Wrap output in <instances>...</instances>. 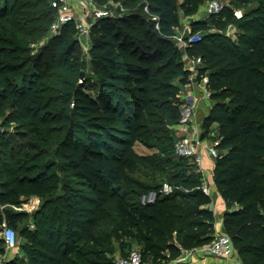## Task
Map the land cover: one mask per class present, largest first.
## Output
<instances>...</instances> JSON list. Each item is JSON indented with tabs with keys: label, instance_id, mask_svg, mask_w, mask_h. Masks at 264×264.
<instances>
[{
	"label": "trees",
	"instance_id": "obj_1",
	"mask_svg": "<svg viewBox=\"0 0 264 264\" xmlns=\"http://www.w3.org/2000/svg\"><path fill=\"white\" fill-rule=\"evenodd\" d=\"M94 1L103 6L110 0ZM113 1L126 13L101 19L91 29L92 71L100 84L92 98L78 84L85 64L72 54L78 45L70 35L72 23L48 38L39 52L28 54L52 19L50 0H0V72L19 75L16 83L0 79V100L14 94L22 117L44 124L52 136L57 121L56 131L66 133L51 162L29 166L12 154L4 161L5 170L0 169V204L12 203L17 193L41 198L31 220L24 212L0 211V226L26 221L20 230L24 260L5 264H83L88 261L85 243L121 236L144 242L142 260L147 251L157 256L167 251L175 258L181 250L173 238L199 246L214 237L209 195L194 188L199 179L172 168L181 163L169 154L174 136L167 126L178 122L181 87L191 82L174 40L178 9L188 14L192 0ZM225 17L233 16L228 12ZM237 29L235 39L204 33L184 50L188 57H201L196 80L207 77L213 101L203 123L207 128L216 123L213 180L226 203L223 227L244 257L242 264H264V0L243 14ZM70 97L71 118L56 111ZM161 138L166 140L159 152L134 150L136 142L147 145ZM54 165L70 180L59 186L51 172ZM136 171L148 182L136 180ZM163 181L193 189L141 204L140 196ZM120 183L134 184L132 197H126ZM4 249L0 237V254Z\"/></svg>",
	"mask_w": 264,
	"mask_h": 264
},
{
	"label": "rangeland",
	"instance_id": "obj_2",
	"mask_svg": "<svg viewBox=\"0 0 264 264\" xmlns=\"http://www.w3.org/2000/svg\"><path fill=\"white\" fill-rule=\"evenodd\" d=\"M183 1L185 0H178L179 3ZM209 1L210 0H192L193 10H191L188 14H186L185 11L181 8L178 9L179 25L176 28V35L174 36V40L179 48L181 58L184 61V67H186V61L184 59L185 50L182 46L181 39H187L193 34L202 35L204 33L212 32H221L235 39L236 33L238 31L237 21L242 19L243 14L247 12L251 6H254L257 3V0H253L249 3H245L244 0H218L223 6L222 11L218 14H213L208 10ZM104 7L110 10L109 18L111 19L118 17L122 13V6H120L118 2H115L113 0H110ZM228 12L232 13L233 17L231 20H228L225 17V14ZM50 15L52 16V19L47 25V31L45 32V35L40 39V41L31 43L29 45L28 54H36L40 51L41 47L48 40V38L53 35H57L51 30V25L57 18V11L53 10ZM194 22H199L200 24L203 23L205 24V27H196L194 25ZM1 23H3V19H0V24ZM72 26L73 28L70 35L72 36V38L77 39L78 34L75 28V24L72 23ZM90 42V49L88 52L83 47H81L80 44H78L76 45L74 53L72 54L74 58H77V60L79 61H83L85 64L83 79L79 78L78 84L81 86L83 92L87 93L92 98H97V94L100 91V84L98 79L96 78V75L92 71V61L94 60V54L91 52L92 40ZM1 78L5 79L6 81L16 83L18 81L19 75L15 74L11 76L0 72V79ZM2 90V85L0 84V94ZM188 94L195 95L197 97V122L200 125L201 131L206 133L205 138L207 142L209 144L215 145V143L218 142V140H216V123L212 124L209 128L205 127L203 123L205 116L208 114L209 109L213 104V101L210 99V97H205V95L203 94V90L198 86V84L191 85L187 88L182 86L181 98L183 99L184 103L182 104L181 108L184 106V104L187 103ZM204 98L206 101H203ZM72 105L73 102L70 97L68 98L67 102L65 101L59 103V105H57L56 107V111L59 114L66 113L65 117L68 116L71 118L72 112L69 108H71ZM47 118L55 120L56 117H53V115L49 114ZM52 124V129L55 130L53 136L50 134V132H46V126H44V124L40 123L39 121H35L34 119L21 116V113L16 105V95L9 94L3 101L0 100V143L2 144L0 149V169L5 170L6 167L4 166V161L8 157H11L12 154H15L13 156L16 158V160H19L21 163H26V165L29 166L32 165L41 167V165L54 160L55 151L59 147L58 144L65 137L66 133L65 130L62 132L56 131L54 126L57 127V121H54V123ZM66 127L68 126H65V128ZM167 128L172 133H169V135L171 134L174 136L172 145L170 146L169 154L174 158V160L181 163V165L173 166L172 168L181 170L185 174V176H188L191 179H199L200 182L197 185H201L203 182V175L197 165L194 164L190 158L180 157L174 153L175 141L183 136L182 131L179 129V120L177 123L167 126ZM162 140H166V138L152 140L147 145L141 142H136L134 145V150L139 154L144 155L159 152L158 147L161 146ZM216 151L218 152L217 149ZM34 154H39L40 156L37 159H34ZM211 158L213 161L215 160V157L211 156ZM51 172H53L54 174L56 173V181L58 182L59 186L63 183V181L70 180V177H67L62 172L58 171L55 165L51 167ZM144 172L147 173V171ZM212 175L214 177V169ZM132 176L136 180H143L144 182H148L147 177L142 175L139 171L133 173ZM120 186L121 191L126 193L127 198L133 196L132 194H130V190L134 186V184L128 185L120 183ZM194 188L196 187L194 186ZM58 192H60L59 189ZM33 196H36V198H33ZM134 198L136 197L134 196L133 200ZM40 200L41 198L34 194L17 193L16 196H14L12 203L0 204V211L8 210L14 212H24L27 214V220H31L30 215L35 209L39 207ZM232 205L236 206V204ZM24 222L26 221L17 219L14 221V224L4 222L0 226L1 230L5 227L12 228L15 231L18 240V245L15 248H5L4 253L0 254V264H5L12 259H16L18 261L24 260V251L21 248V243L24 242V239L20 234V230ZM29 224L30 228H32L33 224L31 223V221L29 222ZM219 232L226 233L224 227L220 230H215V233ZM229 235L231 237L230 233ZM173 242L180 248V255L172 258L171 256H169L167 251L164 252L165 255L162 254L159 256L151 254L147 251L144 253V257L142 260L143 264H199V261L205 258L198 252L193 251V248L197 247L198 245L184 246L175 238H173ZM84 246V252H86V258L88 261L82 262L83 264H107L109 261L114 260L117 256L119 257L128 255L133 249L139 250L141 252V249L144 248L145 244L140 240L139 237L132 238L121 236L120 239L110 237L107 241H100L99 243L88 242L85 243ZM243 258L244 257L238 253L237 248L234 247V253L232 257L214 258L211 259V264H242Z\"/></svg>",
	"mask_w": 264,
	"mask_h": 264
},
{
	"label": "built area",
	"instance_id": "obj_3",
	"mask_svg": "<svg viewBox=\"0 0 264 264\" xmlns=\"http://www.w3.org/2000/svg\"><path fill=\"white\" fill-rule=\"evenodd\" d=\"M108 4V3H107ZM107 4L99 6L94 0H50V6L57 11V18L51 25V30L55 34H59L62 28L68 23H74L77 30L78 44L81 45L87 52L90 49L91 29L96 22L101 19L110 17V10L105 8ZM120 4V3H119ZM122 6V14L126 13V8ZM222 4L218 0H210L208 2V10L210 13L218 14L222 11ZM148 11L147 6L144 7ZM119 15V16H120ZM155 27L159 26L156 23ZM199 39L198 34H193L187 39H181L184 49L188 44ZM186 68L190 70L191 82L198 84L203 90L205 97L209 98V91L206 87L207 77L203 76L199 81L196 80L198 67L201 63L200 56L188 57L185 53ZM190 82V83H191ZM192 97V101H188L181 108L179 118V129L183 136L177 139L174 143V153L177 156L190 158L202 172V161L205 154L213 157L217 156L216 144H209L205 137L201 138L200 125L197 122V97ZM189 96H187V99ZM197 189H202L205 194L209 193V189L204 183L195 186ZM193 188H188L180 184L163 181L157 189L149 190L140 196V203L147 204L154 202L159 196L169 195L177 191L188 192ZM0 237L4 240L5 248L13 249L18 245V240L15 231L10 227H5L0 231ZM193 251L198 252L204 257L212 258H230L234 253V245L230 236L225 232L215 233L210 242L199 245L193 248ZM112 264H143L141 252L133 249L126 256H117Z\"/></svg>",
	"mask_w": 264,
	"mask_h": 264
},
{
	"label": "crops",
	"instance_id": "obj_4",
	"mask_svg": "<svg viewBox=\"0 0 264 264\" xmlns=\"http://www.w3.org/2000/svg\"><path fill=\"white\" fill-rule=\"evenodd\" d=\"M195 83L191 82L185 85L184 87L187 88L191 85H194ZM188 101H192L191 94L189 95ZM203 101H206L205 98ZM202 167L204 168L202 171L204 183L209 189V197H210V203L209 207L212 209L214 217H215V230H220L223 228V213L226 210V203L224 199L221 197L220 193L217 190V187L213 180V169H214V161L211 158V155L206 154L202 161ZM33 198H36V196H33ZM214 259L212 257H205L204 259L199 261V264H211L212 260Z\"/></svg>",
	"mask_w": 264,
	"mask_h": 264
},
{
	"label": "water",
	"instance_id": "obj_5",
	"mask_svg": "<svg viewBox=\"0 0 264 264\" xmlns=\"http://www.w3.org/2000/svg\"><path fill=\"white\" fill-rule=\"evenodd\" d=\"M83 75H84V71H80L79 72V78L83 79ZM203 137H204V134H201V138H203Z\"/></svg>",
	"mask_w": 264,
	"mask_h": 264
}]
</instances>
